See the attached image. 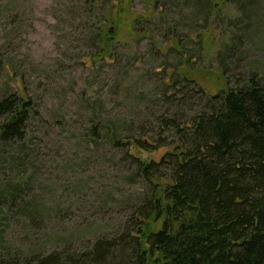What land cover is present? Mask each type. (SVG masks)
Instances as JSON below:
<instances>
[{
  "label": "rangeland",
  "instance_id": "obj_1",
  "mask_svg": "<svg viewBox=\"0 0 264 264\" xmlns=\"http://www.w3.org/2000/svg\"><path fill=\"white\" fill-rule=\"evenodd\" d=\"M109 9L112 58L92 64ZM185 72L210 95L250 74L264 85V0L205 11L186 0H0V91L35 112L21 139L0 144L1 259L76 255L134 233L150 190L137 161L158 163L169 149L151 151L155 141H171L155 126L171 109L159 88ZM193 94L175 97L179 124L206 105ZM91 129L101 142L87 141Z\"/></svg>",
  "mask_w": 264,
  "mask_h": 264
},
{
  "label": "trees",
  "instance_id": "obj_2",
  "mask_svg": "<svg viewBox=\"0 0 264 264\" xmlns=\"http://www.w3.org/2000/svg\"><path fill=\"white\" fill-rule=\"evenodd\" d=\"M186 2L203 11L212 5V0ZM112 11L102 18L100 51L91 56L92 64L112 58L119 31V16L111 17ZM178 75L159 88L171 109L155 119L171 141L156 140L151 149L169 151L158 163L137 161L136 174L150 190L132 217L134 233L97 241L76 255L0 257V264H264V85L250 74L241 86L210 95L195 74ZM183 91H197L207 102L180 125L173 113L181 107L175 97ZM34 114L30 100L0 91V144L21 139ZM105 134L115 144L114 130ZM85 137L103 140L92 129Z\"/></svg>",
  "mask_w": 264,
  "mask_h": 264
}]
</instances>
